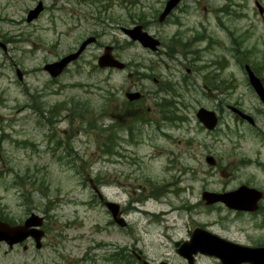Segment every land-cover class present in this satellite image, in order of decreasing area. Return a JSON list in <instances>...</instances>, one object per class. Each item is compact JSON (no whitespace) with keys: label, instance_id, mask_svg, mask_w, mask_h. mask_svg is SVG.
<instances>
[{"label":"rangeland","instance_id":"1","mask_svg":"<svg viewBox=\"0 0 264 264\" xmlns=\"http://www.w3.org/2000/svg\"><path fill=\"white\" fill-rule=\"evenodd\" d=\"M166 1L0 0V215L16 224L40 214L48 231L42 248L1 243L0 264H187L174 242L195 226L264 245V212L203 198L242 184L264 190V106L245 69L264 81V0H183L160 20ZM137 21L173 38L175 56L157 57L122 31ZM98 33L59 77L44 70ZM106 45L134 69L100 67ZM139 70L162 73L183 94L167 96L170 108L151 98L139 119L160 126L128 121L131 136L129 118L122 128L108 113H122L116 101L140 85L129 75ZM141 83L158 87L151 77ZM200 107L219 115L214 129L198 119ZM22 177L27 186H13ZM105 201L121 206L125 224ZM196 262L222 264L204 254Z\"/></svg>","mask_w":264,"mask_h":264},{"label":"water","instance_id":"2","mask_svg":"<svg viewBox=\"0 0 264 264\" xmlns=\"http://www.w3.org/2000/svg\"><path fill=\"white\" fill-rule=\"evenodd\" d=\"M180 1L181 0H168L163 12L161 13L160 20H163ZM42 9L43 4L40 1L38 6L30 10L28 20L35 18ZM126 31L130 33L133 38L142 40L145 45H149V40L157 43V41L153 39L150 34L142 31V27L140 26L132 30L127 29ZM95 40L96 38L93 36L87 38L84 40L78 51L72 52L58 61L47 63L44 68L52 76L59 75L68 63L76 59L81 51ZM0 46L6 48V44L1 40ZM150 46H153V44L151 43ZM99 64L100 66L111 65L124 67V63L114 58L110 53H104L99 59ZM246 70L248 71L252 86L264 102V84L262 80L255 74L249 65H246ZM18 75L21 76L19 70ZM233 110L240 114L243 118L247 119L250 123H255L254 118L251 115L243 112L237 107H233ZM197 115L207 128L213 129L216 127L218 123V116L215 111L202 107L199 109ZM203 198L208 204L222 201L229 208L254 212L259 209V202L262 198H264V191L244 184L235 190L223 193L204 191ZM106 204L113 213L114 218H116L115 220L124 224L123 219L121 217H117L120 213V205L116 202L109 201L106 202ZM42 223L43 217L35 213L31 214V216L21 224L11 225L0 220V241L5 240L10 246H12L15 243L22 242L25 238L32 236L36 240V246L41 248L42 236L44 235V230L40 228ZM176 243L179 245L180 242ZM178 250L181 255L190 259V263L193 262L192 255L201 252L210 256L218 257L222 264H264V246H251L237 243L221 237L203 227H196L191 233L190 240L184 241Z\"/></svg>","mask_w":264,"mask_h":264},{"label":"flooded vegetation","instance_id":"3","mask_svg":"<svg viewBox=\"0 0 264 264\" xmlns=\"http://www.w3.org/2000/svg\"><path fill=\"white\" fill-rule=\"evenodd\" d=\"M176 9V8H175ZM174 10V9H173ZM172 10V11H173ZM169 14H171V12L169 13ZM168 14V15H169ZM167 15V16H168ZM140 26V27H142V31L144 30V31H146V32H148V33H150V29H149V26H147V24H144V23H142L141 21H137V22H135V24L133 25V26H129V27H134V26ZM123 27V28H122ZM121 27V29H122V31L124 32V28L126 27V26H122ZM126 32V31H125ZM124 32V33H125ZM127 33V32H126ZM125 33V34H126ZM151 35H152V38L153 39H155L156 41H157V43H154V42H152V40H149V45H145L144 44V42L142 41V40H140V39H137V41H134V42H138L139 43V45H141L143 48H145V50H147V51H149V52H151V53H154L157 57H158V55H160L161 53H164V54H167L168 55V57L169 58H172V57H174L175 56V54H174V52L171 50V49H173V47L171 46V44L172 43H174V42H172L173 41V38H172V41L170 42H166V41H164V39H162V37L161 36H159L158 34H156V33H154V32H152L151 31V33H150ZM96 37H97V39L100 37V34L98 33V34H96L95 35ZM130 42H132V41H130ZM151 43L153 44V46H150L151 45ZM106 46H108V47H106ZM105 47H104V49H105V53H110V54H113V56L115 57V58H117V59H119V60H121L120 59V57L117 55L118 53H117V47H114V46H112V45H106ZM111 46V47H110ZM102 56V55H101ZM98 58H100V57H98ZM123 61V60H122ZM160 62V61H159ZM126 64V63H125ZM215 64H216V62H215ZM217 65V64H216ZM157 66V65H156ZM155 67V66H154ZM107 69H111V70H113V69H117V66H114V67H111V65H109V66H107L106 67ZM134 69L133 68V65L132 66H130L129 64H126V67H125V69ZM188 69H190V68H188ZM191 70V69H190ZM146 72H148V70H145V71H136V72H134V71H132V72H130V76H134L135 75V77H137V82H140V85H136V87L134 86L133 88L134 89H132V91L133 92H128V91H125L124 92V98L123 99H121V101H116L115 103H116V106L117 107H119V109L122 111V113H120V114H114V112L112 111V109L110 108V110H109V113H108V116L110 117V119L112 120V123H117V125L118 126H121L122 127V123L124 122V120H125V117H128L129 119L127 120V124H130L128 121H130V122H134V123H137L139 120H141L142 122H147V123H156V124H159L158 126H160V122H158L157 123V120H155L154 118H151L150 116L148 117V120L146 119L145 121H143L142 119H139V118H141V116H142V114L144 115H146V113H147V111H149V112H151L152 111V109H153V107H152V105H149V106H145V104L146 103H151L152 104V102L150 101L151 100V98H153V99H158V101L156 102V105H155V107L156 106H162V107H165V108H170V107H172V105L174 104V103H171L172 101H174L173 99H171V98H169V97H167L168 95H180V94H183L182 92H180V91H177L176 89L175 90H173L172 92H171V90H170V80L169 79H167V78H165V77H162V73H156V72H152V71H149L151 74H147ZM156 73V74H155ZM256 75H258V74H256ZM214 76H217L218 77V74H214ZM259 76V75H258ZM149 77H151L152 78V80H153V83H157L158 84V87H156V89H151V87H149L150 88V90H148V85L145 83L144 85H142V83H141V81L143 80V79H146V78H149ZM160 77H162V78H160ZM206 77V76H205ZM248 79H249V82H250V78L248 77ZM262 79V78H261ZM262 81H263V79H262ZM263 83H264V81H263ZM250 85H251V83H250ZM252 86V85H251ZM252 89H253V91L256 93V91H255V89L253 88V86H252ZM162 93H164V95H163V97L162 98H159V96L162 94ZM137 94H138V96H137ZM136 95V96H135ZM256 95L258 96V98L260 99V101L262 102V104H263V106H264V103H263V101L261 100V98L259 97V95L256 93ZM111 100V99H110ZM115 103H113V104H111V107L112 106H114L115 105ZM110 105V104H109ZM108 105V106H109ZM228 106H229V108L232 110V112L236 115V116H238L239 118H241V119H243V120H246V119H244L240 114L238 115L234 110H233V106L234 105H231V104H228ZM236 106H238V105H236ZM239 107V106H238ZM157 108V107H156ZM201 108V107H200ZM199 108V109H200ZM242 110V109H241ZM214 111V110H213ZM216 112V111H215ZM243 112H245V111H243ZM198 113V112H197ZM217 113V112H216ZM197 117H198V115H197ZM220 119V118H219ZM255 119V118H254ZM168 120H170L171 121V119L170 118H168ZM220 121V120H219ZM246 121H248V120H246ZM249 122V121H248ZM256 122V121H255ZM253 126H255V124H253ZM122 128H125V127H122ZM129 128H130V130H128V132H129V134L132 136L133 135V132H132V125L130 124V126H129ZM160 132L161 133H164V134H166V130H164V129H161L160 130ZM208 157V156H207ZM208 158H210V157H208ZM207 158V159H208ZM234 190V189H233ZM219 203H221V202H219ZM122 210V209H121ZM122 212H123V210H122ZM2 220H4V219H2ZM6 221V220H5ZM8 221V220H7ZM8 222H10L11 224H13L14 222H12V221H8ZM45 223H46V221H45ZM45 223H44V226L46 227V225H45ZM44 226H43V228H44ZM45 231H46V234H48V231H47V227L45 228ZM190 234H191V232H190ZM189 234V235H190ZM31 241H33V239L32 238H27L26 240H25V243H24V245H25V247H27L28 246V244H26V243H29V242H31ZM6 243L5 241H0V244L1 243ZM174 242V241H173ZM176 242H180L179 243V245H177V243ZM183 244V241H178V240H176L175 242H174V245L176 246V250H177V252L179 251L178 249L181 247V245ZM9 246V245H8ZM27 249V248H26ZM179 253V252H178ZM180 254V253H179ZM201 253H196V254H193L192 255V261L193 262H191V263H193V264H196L197 262H196V258H197V256L198 255H200ZM181 255V254H180ZM182 256V255H181ZM185 259H186V261H187V264H191L190 263V259H188V257H186V256H183ZM165 264V263H164Z\"/></svg>","mask_w":264,"mask_h":264},{"label":"trees","instance_id":"4","mask_svg":"<svg viewBox=\"0 0 264 264\" xmlns=\"http://www.w3.org/2000/svg\"><path fill=\"white\" fill-rule=\"evenodd\" d=\"M79 113H83V111H79ZM26 181V177H22V180L20 179H17L15 180V182L13 183V186H21L22 188L26 187L27 186V183H25ZM34 185H31V187H33ZM262 212H264V206L262 205L261 209H260ZM0 218H3V219H7V217H5L4 215H0Z\"/></svg>","mask_w":264,"mask_h":264}]
</instances>
